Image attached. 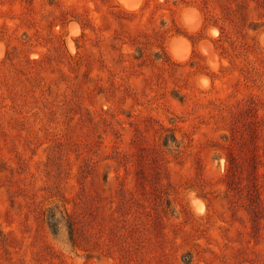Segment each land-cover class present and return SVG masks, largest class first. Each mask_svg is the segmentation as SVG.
I'll return each instance as SVG.
<instances>
[{
  "label": "rangeland",
  "instance_id": "rangeland-1",
  "mask_svg": "<svg viewBox=\"0 0 264 264\" xmlns=\"http://www.w3.org/2000/svg\"><path fill=\"white\" fill-rule=\"evenodd\" d=\"M0 264H264V0H0Z\"/></svg>",
  "mask_w": 264,
  "mask_h": 264
}]
</instances>
